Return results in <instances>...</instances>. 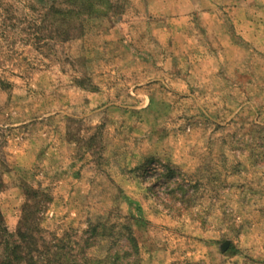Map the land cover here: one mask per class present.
Listing matches in <instances>:
<instances>
[{
    "label": "rangeland",
    "instance_id": "rangeland-1",
    "mask_svg": "<svg viewBox=\"0 0 264 264\" xmlns=\"http://www.w3.org/2000/svg\"><path fill=\"white\" fill-rule=\"evenodd\" d=\"M0 211L21 264H264V0H0Z\"/></svg>",
    "mask_w": 264,
    "mask_h": 264
},
{
    "label": "trees",
    "instance_id": "trees-1",
    "mask_svg": "<svg viewBox=\"0 0 264 264\" xmlns=\"http://www.w3.org/2000/svg\"><path fill=\"white\" fill-rule=\"evenodd\" d=\"M2 215H1V211H0V226L2 225V219H1ZM12 236V233L8 232L6 229H2L0 228V240H5L6 244H5V254L4 256L0 257V264H21V261H22V250H23V245L22 243H25L26 240H27V232L25 230H20V233H18L21 239V244H18V245H14L13 248H11L7 243H8V236ZM14 235V234H13ZM5 236V238H4ZM130 240L133 241V238L132 236L129 237ZM29 256L31 258V261L28 263V264H36V262L33 260L34 257L33 255L29 253ZM121 256H117L116 259L114 258L113 261L111 262L112 264H116V262L118 261V259L120 258Z\"/></svg>",
    "mask_w": 264,
    "mask_h": 264
}]
</instances>
